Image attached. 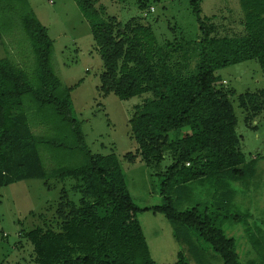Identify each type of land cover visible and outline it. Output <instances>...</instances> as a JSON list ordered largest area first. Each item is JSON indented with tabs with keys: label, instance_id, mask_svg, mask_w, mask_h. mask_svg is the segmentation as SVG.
<instances>
[{
	"label": "trees",
	"instance_id": "trees-1",
	"mask_svg": "<svg viewBox=\"0 0 264 264\" xmlns=\"http://www.w3.org/2000/svg\"><path fill=\"white\" fill-rule=\"evenodd\" d=\"M73 1L88 23L103 65L99 91L119 100L150 95L128 120L136 148L123 160L152 169L166 158L171 164L162 174L160 204H135L117 156L91 155L85 148L70 90L61 87L52 69V41L45 27L26 15L23 24L36 56L38 85L34 88L21 68L0 59V188L22 180L56 179L62 184L54 223L21 235L32 245L34 263L158 264L137 219L139 213L150 212L172 225L180 246L172 264L216 263L204 245L223 264H242L235 240L222 229L227 222L243 228L255 254L245 264H264V225L252 227L250 213L233 211L234 185L249 188L258 158L246 161L241 152L231 103L235 92L215 75L253 59L264 80V0H239L241 34L223 36L201 17L202 0H189L199 39L163 43L150 25L136 18L122 24L99 0ZM158 1L133 4L148 15ZM236 98L246 123L264 112V87ZM35 110L50 118L51 137L31 132L27 115ZM42 153L51 156L48 164ZM206 181L213 186L211 201L184 208L191 202L189 185Z\"/></svg>",
	"mask_w": 264,
	"mask_h": 264
},
{
	"label": "rangeland",
	"instance_id": "rangeland-1",
	"mask_svg": "<svg viewBox=\"0 0 264 264\" xmlns=\"http://www.w3.org/2000/svg\"><path fill=\"white\" fill-rule=\"evenodd\" d=\"M108 15L115 16L122 24L133 18L140 24L150 25L159 43L165 41L194 42L200 37L198 23L189 6V0H159L149 9L139 13L134 0H99ZM201 17L214 23L218 35L241 34L242 10L239 0H202ZM38 20L47 30L52 41L51 58L54 74L62 88L70 90L73 117L79 124L84 146L91 155L106 156L114 153L126 175L129 193L139 207L160 204L159 189L162 174L171 164L163 160L158 169L134 166L123 156L134 153L136 144L130 137L128 120L134 107L149 94L119 100L113 94L99 91V76L103 65L94 43L88 23L73 0H0V59H7L25 73L29 83L36 88L37 64L31 40L25 30V16ZM141 17V18H140ZM206 20V21H207ZM207 21V22H208ZM206 22V23H207ZM224 86L235 92L231 98L237 119L236 134L240 138V150L246 161L257 157L256 175L249 188L234 185V213L251 214L250 225H264V112L245 122V114L238 106L237 96L254 93L264 87L258 63L251 59L227 66L215 72ZM27 115L28 126L35 136L51 137L48 116L38 110ZM56 117L53 121H56ZM173 135V134H172ZM171 135V137H172ZM48 164L51 156L42 153ZM51 162V161H50ZM52 165V162H51ZM191 202L184 208L211 201L213 186L210 182H193ZM62 184L51 179L22 180L0 188V263L35 264L32 245L21 235L35 227L52 225L57 215ZM137 219L146 238L150 255L158 264L177 261L180 246L172 237V225L162 215L141 212ZM264 228V227H263ZM226 236L235 240L242 264L255 254L240 225L224 223ZM208 258H216L213 264H223L221 258L204 245Z\"/></svg>",
	"mask_w": 264,
	"mask_h": 264
},
{
	"label": "crops",
	"instance_id": "crops-1",
	"mask_svg": "<svg viewBox=\"0 0 264 264\" xmlns=\"http://www.w3.org/2000/svg\"><path fill=\"white\" fill-rule=\"evenodd\" d=\"M138 165H140V166H145L144 164H138ZM132 166H134V165H132ZM173 237V236H172Z\"/></svg>",
	"mask_w": 264,
	"mask_h": 264
},
{
	"label": "built area",
	"instance_id": "built-area-1",
	"mask_svg": "<svg viewBox=\"0 0 264 264\" xmlns=\"http://www.w3.org/2000/svg\"><path fill=\"white\" fill-rule=\"evenodd\" d=\"M151 11H153V9L151 8Z\"/></svg>",
	"mask_w": 264,
	"mask_h": 264
}]
</instances>
